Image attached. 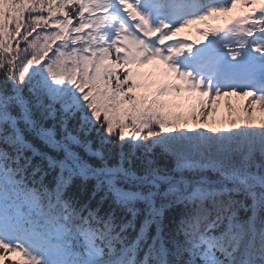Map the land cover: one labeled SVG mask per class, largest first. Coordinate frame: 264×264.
Listing matches in <instances>:
<instances>
[{
	"label": "snow or ice",
	"instance_id": "obj_1",
	"mask_svg": "<svg viewBox=\"0 0 264 264\" xmlns=\"http://www.w3.org/2000/svg\"><path fill=\"white\" fill-rule=\"evenodd\" d=\"M6 260L264 264V0H0Z\"/></svg>",
	"mask_w": 264,
	"mask_h": 264
},
{
	"label": "rangeland",
	"instance_id": "obj_2",
	"mask_svg": "<svg viewBox=\"0 0 264 264\" xmlns=\"http://www.w3.org/2000/svg\"><path fill=\"white\" fill-rule=\"evenodd\" d=\"M189 30H192V31H195L193 29H191L190 27L188 28ZM185 35V34H184ZM183 35V36H184ZM189 40H192V41H195L197 38L196 37H191V36H188ZM170 42V41H169ZM154 63H157V62H154ZM153 66V65H152ZM175 94H173L174 96ZM172 98V97H170ZM179 98V97H178ZM177 99V98H176ZM228 100H229V97L227 96H221V97H217L216 98V102L212 105L213 108L216 109V111L212 114V116H210L208 118V124H212L214 119L220 115L221 113H223L225 115L226 118L229 117V108L227 107V104H228ZM230 103V101H229ZM197 114H199V111H200V108H199V105L197 106ZM256 114L259 116L261 115L260 111H259V105L257 104L256 105ZM201 119V122H203V118H200Z\"/></svg>",
	"mask_w": 264,
	"mask_h": 264
},
{
	"label": "trees",
	"instance_id": "obj_3",
	"mask_svg": "<svg viewBox=\"0 0 264 264\" xmlns=\"http://www.w3.org/2000/svg\"><path fill=\"white\" fill-rule=\"evenodd\" d=\"M238 9H241V7L238 6ZM242 10L243 11H248L247 8H243ZM240 13H241V11H234L232 14H240ZM223 22H224L223 20H211L210 21V23L213 24V25L222 24ZM229 101L233 105V109L240 110L242 112V109L245 106V98L237 97V96L233 95V96L229 97ZM191 105H192V103L189 102V103H187L186 109H181L180 108V109H178V111L187 112V111L190 110V106ZM234 115H236V112H231V115L228 118L221 119V120L217 121L216 124L226 123ZM82 154H83V152H82ZM8 264H9V261H8Z\"/></svg>",
	"mask_w": 264,
	"mask_h": 264
}]
</instances>
